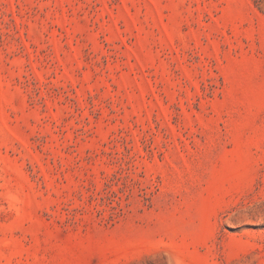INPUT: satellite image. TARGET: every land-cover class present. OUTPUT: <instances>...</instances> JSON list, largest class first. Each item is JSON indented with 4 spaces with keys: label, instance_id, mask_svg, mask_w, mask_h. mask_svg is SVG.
Masks as SVG:
<instances>
[{
    "label": "rangeland",
    "instance_id": "obj_1",
    "mask_svg": "<svg viewBox=\"0 0 264 264\" xmlns=\"http://www.w3.org/2000/svg\"><path fill=\"white\" fill-rule=\"evenodd\" d=\"M0 264H264V0H0Z\"/></svg>",
    "mask_w": 264,
    "mask_h": 264
}]
</instances>
